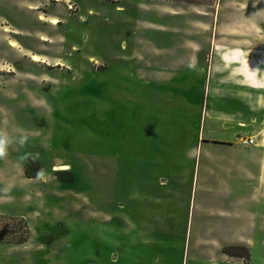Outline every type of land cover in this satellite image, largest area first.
Segmentation results:
<instances>
[{
	"label": "rangeland",
	"instance_id": "rangeland-1",
	"mask_svg": "<svg viewBox=\"0 0 264 264\" xmlns=\"http://www.w3.org/2000/svg\"><path fill=\"white\" fill-rule=\"evenodd\" d=\"M221 2L245 31L230 0H0V264H264L219 214L260 163L203 119Z\"/></svg>",
	"mask_w": 264,
	"mask_h": 264
},
{
	"label": "crops",
	"instance_id": "crops-1",
	"mask_svg": "<svg viewBox=\"0 0 264 264\" xmlns=\"http://www.w3.org/2000/svg\"><path fill=\"white\" fill-rule=\"evenodd\" d=\"M258 4L259 0H230L229 7L237 9L235 21L245 25V31H233L232 28L224 25L223 21L227 14L232 15V12L224 13L222 2L219 4L216 13V31L213 39L211 37L213 49L211 60L207 66L200 68L209 73L203 119L211 120L212 124L220 125L225 131L229 130L230 138L225 139L226 141L233 142L236 137H243L246 133H251L248 137H255V145L244 147L251 155H256L255 161L260 163V175L251 170L252 172L247 171L249 177L245 180L232 177L234 183L243 181L247 185L264 184V68L259 70L262 71V76L259 73L253 74L251 66L254 63L251 56L254 45L253 38L247 31V25L253 18H262L264 24V0H260V6ZM262 51L264 52V48ZM243 70L244 77L239 73ZM210 134H214L212 130ZM247 190V195L240 197V201L246 202L248 199L249 206H242L234 212L219 211V214H228L235 218L238 224H235L233 231L259 232L264 228V208H257L258 205L254 208V200H259L260 205L264 202L263 188L260 195L255 193L253 188ZM221 228L220 226L219 231L222 230ZM248 247L253 253L252 260L248 264H253L256 258L252 249L254 246L248 245ZM239 260L241 259L238 258V261L231 263L244 264Z\"/></svg>",
	"mask_w": 264,
	"mask_h": 264
},
{
	"label": "built area",
	"instance_id": "built-area-1",
	"mask_svg": "<svg viewBox=\"0 0 264 264\" xmlns=\"http://www.w3.org/2000/svg\"><path fill=\"white\" fill-rule=\"evenodd\" d=\"M238 140L239 143L243 146H253L256 144L255 137H248V138L239 137Z\"/></svg>",
	"mask_w": 264,
	"mask_h": 264
},
{
	"label": "bare ground",
	"instance_id": "bare-ground-1",
	"mask_svg": "<svg viewBox=\"0 0 264 264\" xmlns=\"http://www.w3.org/2000/svg\"><path fill=\"white\" fill-rule=\"evenodd\" d=\"M51 23L52 24H56V20H51ZM11 45H14L15 46V43L14 42H11ZM32 60L35 61V62L39 61L38 57L35 56V55L32 56ZM62 169H64V168H62V167H56L55 168V170H62Z\"/></svg>",
	"mask_w": 264,
	"mask_h": 264
},
{
	"label": "trees",
	"instance_id": "trees-1",
	"mask_svg": "<svg viewBox=\"0 0 264 264\" xmlns=\"http://www.w3.org/2000/svg\"><path fill=\"white\" fill-rule=\"evenodd\" d=\"M226 254H228V255H231V253H229V251L228 252H226V251H224ZM232 256V255H231ZM237 257H243V256H237Z\"/></svg>",
	"mask_w": 264,
	"mask_h": 264
}]
</instances>
